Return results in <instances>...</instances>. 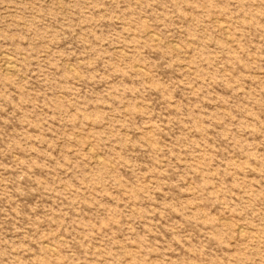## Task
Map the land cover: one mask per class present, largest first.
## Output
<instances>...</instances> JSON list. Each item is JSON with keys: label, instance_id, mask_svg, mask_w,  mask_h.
<instances>
[{"label": "rangeland", "instance_id": "1", "mask_svg": "<svg viewBox=\"0 0 264 264\" xmlns=\"http://www.w3.org/2000/svg\"><path fill=\"white\" fill-rule=\"evenodd\" d=\"M0 264H264V0H0Z\"/></svg>", "mask_w": 264, "mask_h": 264}, {"label": "bare ground", "instance_id": "2", "mask_svg": "<svg viewBox=\"0 0 264 264\" xmlns=\"http://www.w3.org/2000/svg\"><path fill=\"white\" fill-rule=\"evenodd\" d=\"M8 67H9V69L11 70V68H12L13 66H11V63H8Z\"/></svg>", "mask_w": 264, "mask_h": 264}]
</instances>
